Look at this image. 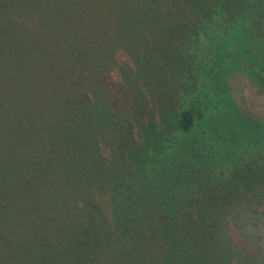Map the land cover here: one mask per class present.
Masks as SVG:
<instances>
[{
  "label": "trees",
  "instance_id": "trees-1",
  "mask_svg": "<svg viewBox=\"0 0 264 264\" xmlns=\"http://www.w3.org/2000/svg\"><path fill=\"white\" fill-rule=\"evenodd\" d=\"M236 73L264 94V0H0V264L230 262L227 216L264 197Z\"/></svg>",
  "mask_w": 264,
  "mask_h": 264
},
{
  "label": "rangeland",
  "instance_id": "rangeland-1",
  "mask_svg": "<svg viewBox=\"0 0 264 264\" xmlns=\"http://www.w3.org/2000/svg\"><path fill=\"white\" fill-rule=\"evenodd\" d=\"M121 71L122 69L119 66L115 75H118V72ZM116 80L117 77L114 81ZM114 81L109 84L112 92L111 102L115 106L120 105V107H125L127 103L125 93L119 88L120 83ZM228 83L232 96L239 104L243 113L250 118L255 120L258 118L264 122V94L261 90L253 85L243 73L234 74L228 80ZM244 131L246 132L245 129ZM254 136L255 134L252 131V133H249V136L244 137L245 142L242 140L245 151H251V147L247 144H249L250 141L253 143L255 142V140L252 139ZM100 147L103 148V145L100 144ZM102 152L106 154L108 151L104 148ZM243 173L245 174L247 171L243 170ZM246 199L244 203L241 202L234 205L233 209L235 210L230 212L226 218V231L231 238L226 239V242L228 246L234 247V252H230V250H225V252H223L227 259H230V262L226 264H247V262L250 263L255 256L256 261L255 263L253 262V264H264V197L252 201H247ZM100 202L104 207L103 209L109 214V210L111 209L110 201H105L101 198ZM239 213H242V216L239 215ZM91 240L92 239H90V241ZM120 240L126 241V239ZM74 241L78 249L92 253L93 249L90 241H83L81 239H74ZM162 244L163 245L161 248H158V250H163L164 256H166L165 264H168V262L169 264H181L183 263V258H185L187 254H190L188 243L184 239H165ZM125 256V258H128V255ZM156 257L158 258L157 263H161V259L163 258L161 257V253L157 252ZM17 258L20 259L22 256H17ZM131 262L133 264H148L144 259H135V263L133 261ZM125 264H129V260L125 262Z\"/></svg>",
  "mask_w": 264,
  "mask_h": 264
}]
</instances>
